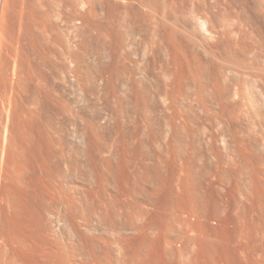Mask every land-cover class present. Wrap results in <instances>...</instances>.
<instances>
[{
	"label": "rangeland",
	"instance_id": "obj_1",
	"mask_svg": "<svg viewBox=\"0 0 264 264\" xmlns=\"http://www.w3.org/2000/svg\"><path fill=\"white\" fill-rule=\"evenodd\" d=\"M0 23L35 64L9 111L2 45L0 264H138L143 225L147 264H264V0H0Z\"/></svg>",
	"mask_w": 264,
	"mask_h": 264
},
{
	"label": "bare ground",
	"instance_id": "obj_2",
	"mask_svg": "<svg viewBox=\"0 0 264 264\" xmlns=\"http://www.w3.org/2000/svg\"><path fill=\"white\" fill-rule=\"evenodd\" d=\"M5 2V1H4ZM7 11V10H6ZM2 12V11H1ZM4 12H5V10H4ZM38 12V11H37ZM34 16V15H33ZM50 16V15H49ZM2 17V16H1ZM35 17V16H34ZM32 18V17H31ZM4 19V18H3ZM30 19V18H29ZM35 19V18H34ZM48 20V19H47ZM28 21V20H27ZM37 21H38V19H37ZM20 22V21H19ZM41 22V21H40ZM43 23V22H42ZM47 23V22H46ZM49 23H51V21H49ZM1 24V23H0ZM32 24V23H31ZM7 26V25H6ZM15 26V25H14ZM26 26V25H25ZM39 27V26H38ZM6 28V27H5ZM48 28V27H47ZM202 28V27H201ZM205 28V27H204ZM4 29V28H3ZM36 29V28H35ZM5 31V30H4ZM26 31V30H25ZM47 31V30H46ZM24 32V31H23ZM33 32V31H32ZM22 33V32H21ZM37 33V32H36ZM6 34V33H5ZM9 34V33H8ZM12 34V33H11ZM18 34H19V32H18ZM24 34V33H23ZM2 35V34H1ZM4 35V34H3ZM14 35V34H13ZM12 35V36H13ZM20 35V34H19ZM22 35V34H21ZM21 35H20V37H21ZM34 35V34H33ZM37 35V34H36ZM18 36V35H17ZM1 37V36H0ZM19 37V36H18ZM18 37H16L17 39H18ZM47 37V36H46ZM25 38V37H24ZM32 38H33V36H32ZM262 38V37H261ZM12 39H14V38H12ZM12 39H10V41L12 40ZM20 40V39H19ZM23 40V39H22ZM21 40V41H22ZM27 40H29L28 38H27ZM2 41V40H1ZM1 41H0V56H2V54L3 53H1V52H3L2 50H1V47L3 48V46L2 45H4L3 43H1ZM9 41V42H10ZM13 41V40H12ZM21 41H19V42H21ZM30 41V40H29ZM35 41H36V39H35ZM49 41V40H48ZM50 41H51V39H50ZM4 42V41H3ZM18 43V41L16 40L15 42H12L13 44L14 43ZM32 42V41H31ZM16 43V45H17V47H14L15 46V44H14V48L16 49V52L15 51H13V52H15V54L12 52V51H9L8 53H6L5 54V52H4V54L6 55L5 56V60H4V57H2L3 58V60H2V62H4V68H5V72L4 71H2L1 73L2 74H5V75H3V77L5 78V81H7V83L6 84H8V87H9V89L11 90V92H10V94H9V102L8 103H10V110L9 111H12L13 110V108L11 109V107H13V102L15 101H13V99H14V97H18V99H20V102H22V104L24 105V103L25 102H27L30 98L32 99V97H28V95H26V92H28V91H26L27 89L25 88L26 87V85L25 86H22V85H20L21 84V82H23V81H20V79L19 78H15L14 76H12V73L10 72L11 70L13 71V74L14 75H18L19 73H20V75L23 73V68H21V70L22 71H20V70H18V68H20V62H22V59H24L25 58V54H27V52L29 53V52H31V50L29 51H27V52H25L24 51V49H23V45L24 46H26L25 44H20V43H18L17 44ZM38 43V42H37ZM36 43V44H37ZM40 43H42V42H40ZM47 43V42H46ZM50 43V42H49ZM30 44V43H29ZM32 44V43H31ZM262 44V43H261ZM6 46H7V44H5ZM49 45H51V44H49ZM9 46V47H8ZM8 46L6 47V49H8V48H11V46H10V44L8 43ZM31 46V45H30ZM52 46V45H51ZM5 47V46H4ZM33 47V46H32ZM31 47V48H32ZM36 47V46H35ZM14 48H11V50H14ZM27 48V47H26ZM30 48V47H29ZM5 49V48H4ZM5 49V50H6ZM33 49V48H32ZM52 49V48H51ZM4 50V51H5ZM9 50V49H8ZM26 50V49H25ZM53 51V50H52ZM7 52V51H6ZM14 54V56H13V58H12V60H11V63H10V61H8V60H10V58H11V56L13 55L12 53ZM45 52V51H44ZM50 52V51H49ZM48 52V53H49ZM32 53H33V51H32ZM31 53V55H30V57L32 56H35L36 54L34 53V54H32ZM12 54V55H11ZM24 54V58L21 56V55H23ZM44 54V53H43ZM42 53H41V56L43 55ZM47 54V53H46ZM4 56V55H3ZM55 56V55H54ZM36 57V56H35ZM34 57V58H35ZM1 57H0V62H1V59H2ZM33 58V59H34ZM44 58V57H43ZM53 58V57H52ZM45 60L46 59H48V58H44ZM44 59H43V62H44ZM21 60V61H20ZM28 64H30V66L31 67H33L34 65H31V62H29L31 59L29 58V55H28V57H26L25 59H24ZM23 60V61H24ZM56 62V61H55ZM54 62V63H55ZM106 62V61H105ZM40 63V62H39ZM38 63V64H39ZM46 63H47V60H46ZM45 62L43 63L44 64V66H45V64H46ZM116 63V62H115ZM124 63V62H123ZM1 64V63H0ZM11 64V65H10ZM23 64H24V62H23ZM37 64V65H38ZM42 64V65H43ZM21 65H22V63H21ZM25 66H26V64H24ZM47 65H49V62H48V64ZM125 65V64H124ZM3 66V65H2ZM23 66V65H22ZM21 66V67H22ZM116 66H117V64H116ZM35 67V66H34ZM33 67V68H34ZM38 67H39V65H38ZM38 67H37V70H38ZM46 67V66H45ZM48 67H50V66H48ZM33 68H31L32 70H33ZM51 68H52V66H51ZM51 68H49V70L51 69ZM121 68V67H120ZM2 69V68H1ZM30 69V68H29ZM28 70V72L30 71V74H29V76H31V78L33 79V71L32 70ZM36 69V68H35ZM34 69V70H35ZM43 68L41 67V70H42ZM114 69V68H113ZM125 69H126V67H125ZM40 70V69H39ZM38 70V71H39ZM122 70H124V69H122ZM20 71V72H19ZM37 71V72H38ZM45 71V70H44ZM101 71V70H100ZM26 72V71H25ZM24 72V73H25ZM31 72H32V74H31ZM46 72V71H45ZM48 73H49V71H48ZM109 73V72H108ZM26 74V73H25ZM24 74V75H25ZM100 74H101V72H100ZM107 74V73H106ZM119 74V73H118ZM16 75V76H17ZM40 75V74H39ZM28 76V75H27ZM48 76V75H47ZM116 76V75H115ZM21 77V76H20ZM24 76L22 75V77L21 78H23ZM26 78H28V77H26ZM31 78H29V79H31ZM104 78V77H103ZM113 78V77H112ZM116 78V77H115ZM118 78V77H117ZM3 79V78H2ZM28 79V80H29ZM36 79V78H35ZM34 79V80H35ZM39 79H40V77H39ZM4 80V79H3ZM22 80V79H21ZM26 80V79H25ZM38 80V79H37ZM0 81H2V80H0ZM45 81H46V79H45ZM96 81V80H95ZM109 80H107L106 82H108ZM111 81V80H110ZM131 81V80H130ZM227 81V80H226ZM29 82V81H28ZM33 83H35V82H33ZM41 83V82H40ZM51 83V82H50ZM110 83V82H109ZM230 83V82H229ZM4 84V83H3ZM42 84V83H41ZM139 84V83H138ZM227 84V83H226ZM23 85H24V83H23ZM28 85H29V83H28ZM48 85V84H47ZM50 85V84H49ZM130 85V84H129ZM133 85V84H132ZM135 85V84H134ZM228 85V84H227ZM6 86V85H5ZM32 86V85H31ZM37 86H38V84H37ZM127 86V85H126ZM19 87L21 88V89H19ZM44 87V86H43ZM50 87V86H49ZM91 87V86H90ZM218 87V86H217ZM228 87V86H227ZM226 87V88H227ZM24 88V89H23ZM52 88V87H51ZM87 88V87H86ZM129 88V87H128ZM4 89V88H3ZM31 89V88H30ZM38 89V88H37ZM53 89V88H52ZM90 89V88H89ZM95 89V88H94ZM218 89V88H217ZM10 90H8V91H10ZM29 90V89H28ZM33 91H34V89H32ZM3 91V90H2ZM32 91V93L34 94V92L36 91H34L33 92ZM104 91V90H103ZM133 91V90H132ZM94 92V91H93ZM92 92V93H93ZM129 92V91H128ZM136 92V91H135ZM225 92V91H224ZM4 93V92H3ZM9 93V92H8ZM25 93V94H24ZM39 93V92H38ZM48 93V92H47ZM51 93V92H50ZM28 94H31V93H28ZM32 94V95H33ZM127 94V93H126ZM4 95H7V93L6 94H4ZM46 95V94H45ZM102 95H104V94H102ZM49 96V95H48ZM109 96V95H108ZM124 96V95H123ZM142 96V95H141ZM34 97V96H33ZM38 97V96H37ZM107 97V96H106ZM111 97V96H110ZM139 97H140V95H139ZM138 97V98H139ZM46 98H47V96H46ZM114 98V97H113ZM119 98H120V96H119ZM220 98V97H219ZM16 99V98H15ZM52 99H54L53 97H52ZM103 99V98H102ZM135 99V98H134ZM224 99V98H223ZM5 100V99H4ZM36 100V99H35ZM105 100V99H104ZM110 100V99H109ZM121 100V99H120ZM220 100H221V98H220ZM226 100V99H225ZM30 101V100H29ZM54 101V100H53ZM90 101V100H89ZM228 101V100H227ZM19 102V101H18ZM38 102V101H37ZM108 102V101H107ZM221 102V101H220ZM223 102V101H222ZM225 102V101H224ZM229 102V101H228ZM31 103V102H30ZM39 103V102H38ZM41 103V102H40ZM109 103V102H108ZM122 103V102H121ZM15 104V103H14ZM22 104H20V105H22ZM48 104V103H47ZM54 104V103H53ZM92 104V103H91ZM129 104V103H128ZM133 104V103H132ZM29 105V104H28ZM109 105V104H108ZM130 105V104H129ZM145 105H146V103H145ZM225 105V104H224ZM17 106V105H16ZM124 106V105H123ZM227 106V105H226ZM19 107V106H18ZM30 107V106H29ZM92 107V106H91ZM94 107V106H93ZM111 107V106H110ZM126 107V106H125ZM166 107V106H165ZM168 107V106H167ZM8 108V107H7ZM22 108V107H21ZM33 108V107H32ZM36 108V107H35ZM90 108V107H89ZM109 108V107H108ZM114 108V107H113ZM131 108V107H130ZM28 109V108H27ZM26 109V110H27ZM30 109V108H29ZM106 109V108H105ZM110 109V108H109ZM143 109H144V107H143ZM24 110V109H23ZM125 110V109H124ZM16 111V110H15ZM29 111H31V110H29ZM37 111V110H36ZM101 111V110H100ZM116 111V110H115ZM121 111V110H120ZM123 111V110H122ZM132 111H134L133 110V108H132ZM144 111V110H143ZM225 111V110H224ZM18 112V111H17ZM28 111H26V113H27ZM32 112V111H31ZM35 112V111H34ZM34 112H33V114H34ZM46 112V111H45ZM98 112V111H97ZM110 112V111H109ZM222 112V111H221ZM228 112V111H227ZM14 113V112H13ZM20 113H21V111H20ZM25 113V112H24ZM29 113V112H28ZM53 113V112H52ZM132 113V112H131ZM141 113V112H140ZM143 113V112H142ZM21 114H23V112L21 113ZM33 114H31L33 117L35 116V115H33ZM46 114V113H45ZM76 114H78V113H76ZM104 114V113H103ZM112 114V113H111ZM144 114H146V113H144ZM25 115H27V114H25ZM30 115V114H29ZM29 115H28V117H29ZM30 115V116H31ZM37 115V114H36ZM40 115V114H39ZM48 115V114H47ZM79 115V114H78ZM12 116V115H11ZM15 116V115H14ZM17 116V115H16ZM31 116V117H32ZM46 116V115H45ZM52 116V115H51ZM50 116V117H51ZM120 116V115H119ZM144 116V115H143ZM175 116V115H174ZM20 117V116H19ZM47 117V116H46ZM55 117V116H54ZM101 117V116H100ZM126 117V116H125ZM147 117V116H146ZM24 118V117H23ZM102 118V117H101ZM120 118V117H119ZM148 118V117H147ZM35 119V118H34ZM47 119V118H46ZM49 119H51V118H49ZM98 119V118H97ZM110 119V118H109ZM114 119V118H113ZM118 119V118H117ZM144 119H145V117H144ZM176 119V118H175ZM28 120H29V118H28ZM31 120V119H30ZM36 120V119H35ZM53 120V119H52ZM18 121H20V120H18ZM17 121V122H18ZM33 121V120H32ZM40 121V120H39ZM58 122H59V120H57ZM134 121V120H133ZM175 121V120H174ZM36 122V121H35ZM55 122V121H54ZM93 122V121H92ZM142 122V121H141ZM144 122V121H143ZM238 122V121H237ZM32 123V122H31ZM34 123V122H33ZM82 123V122H81ZM102 123V122H101ZM115 123V122H114ZM149 123V122H148ZM78 124V123H77ZM89 124H91V123H89ZM94 126L96 125V124H94V123H92ZM100 124V123H99ZM98 124V125H99ZM49 125V124H48ZM51 125V124H50ZM123 125V124H122ZM146 125V124H145ZM175 125V124H174ZM93 126V127H94ZM113 126V125H112ZM42 127V126H41ZM56 127H58V126H56ZM92 126H90V128H91ZM103 127V126H102ZM124 127H127L126 125L124 126ZM82 128V127H81ZM80 128V129H81ZM95 128V127H94ZM128 128H129V126H128ZM140 128H141V126H140ZM38 129V128H37ZM51 129V128H50ZM49 129V130H50ZM69 129V128H68ZM88 129V128H87ZM96 129V128H95ZM41 130V129H40ZM65 130V129H64ZM93 130V129H92ZM102 130V129H101ZM120 130V129H119ZM123 130H125V129H123ZM130 130V129H129ZM70 131V130H69ZM77 131V130H76ZM98 131V130H97ZM138 131V130H137ZM177 131H178V129H177ZM41 132V131H40ZM119 132V131H118ZM124 132H126V131H124ZM60 133V132H59ZM105 133H106V131H105ZM129 133V132H128ZM65 134V133H64ZM68 134V133H67ZM91 134H93V133H91ZM96 134H97V132H96ZM118 134V133H117ZM123 134V133H122ZM140 134H141V132H140ZM110 135V134H109ZM43 136V135H42ZM79 136V135H78ZM96 136V135H95ZM94 136V137H95ZM113 136H116V135H113ZM66 137V136H65ZM73 137H75V136H73ZM49 138H51V137H49ZM49 138H48V140H49ZM62 138V137H61ZM76 138V137H75ZM104 138V137H103ZM134 138V137H133ZM67 139V138H66ZM71 139V138H70ZM105 139V138H104ZM123 139V138H122ZM127 139V138H126ZM130 139V138H129ZM68 140V139H67ZM85 140V139H84ZM109 140V139H108ZM113 140V139H112ZM145 140V139H144ZM59 141H61V140H59ZM73 141V140H72ZM114 141V140H113ZM54 142V141H53ZM53 142H51V143H53ZM63 142V141H62ZM61 142V143H62ZM96 142V141H95ZM142 142V141H141ZM145 142V141H144ZM98 143V142H97ZM101 143V142H100ZM136 143V142H135ZM82 144V143H81ZM103 144H104V142H103ZM111 144H113L112 142H111ZM129 144H131V143H129ZM51 145V144H50ZM87 145V144H86ZM106 145V144H105ZM108 145V144H107ZM126 145V144H125ZM47 146H48V144H47ZM61 146V145H60ZM64 146V145H63ZM73 146V145H72ZM84 146V145H83ZM96 146V145H95ZM99 146H100V144H99ZM56 147H57V145H56ZM92 147V146H91ZM101 147V146H100ZM58 148H59V146H58ZM67 148V147H66ZM111 148V147H110ZM45 149H47V148H45ZM56 149V148H55ZM70 149V148H69ZM75 149V148H74ZM88 149V148H87ZM101 149H102V147H101ZM40 150V149H39ZM51 150V149H50ZM67 150V149H66ZM60 151H61V149H60ZM82 151H84V150H82ZM91 151V150H90ZM129 151H131V149L129 150ZM137 151V150H136ZM44 152H45V150H44ZM49 152V151H48ZM54 152V151H53ZM86 152V151H85ZM98 152V151H97ZM150 152V151H149ZM59 153V152H58ZM65 153V152H64ZM84 153V152H83ZM88 153H89V151H88ZM110 153V152H109ZM144 152H142V154H143ZM99 154V153H98ZM97 154V155H98ZM107 154V153H106ZM111 154V153H110ZM145 154V153H144ZM68 155V154H67ZM92 155V154H91ZM101 155V154H100ZM114 155V154H113ZM47 156V155H46ZM45 156V157H46ZM63 156V155H62ZM69 156V155H68ZM99 156V155H98ZM104 156H105V154H104ZM107 156V155H106ZM146 156V155H145ZM51 157V156H50ZM134 157V156H133ZM161 158V157H160ZM66 159V158H65ZM76 159V158H75ZM82 159V158H81ZM89 159V158H88ZM134 159V158H133ZM143 159V158H142ZM48 160H50V159H48ZM61 160H62V158H61ZM64 160V159H63ZM62 160V161H63ZM93 160H95V159H93ZM102 160V159H101ZM110 160H112V159H110ZM135 160V159H134ZM46 161V160H45ZM44 161V162H45ZM68 162V161H67ZM41 163H43V162H41ZM69 163V162H68ZM77 163V162H76ZM109 163V162H108ZM136 163V162H135ZM140 163V162H139ZM153 163V162H152ZM57 164V163H56ZM60 164V163H59ZM74 164V163H73ZM117 164V163H116ZM133 164V163H132ZM138 164V163H137ZM146 164V163H145ZM7 165V164H6ZM5 165V166H6ZM44 165V164H43ZM61 165V164H60ZM65 165V164H64ZM67 165V164H66ZM112 165V164H111ZM143 165V164H142ZM147 165V164H146ZM150 165V164H149ZM58 166V165H57ZM62 166V165H61ZM74 166V165H73ZM106 166V165H105ZM133 166H134V164H133ZM138 166V165H137ZM87 167V166H86ZM92 167V166H91ZM113 167V166H112ZM43 168V167H42ZM41 168V169H42ZM62 168V167H61ZM75 168V167H74ZM108 168V167H107ZM110 168V167H109ZM115 168V167H114ZM141 168V167H140ZM148 168V167H147ZM150 168H151V166H150ZM52 169V168H51ZM65 169V168H64ZM63 169V170H64ZM100 169V168H99ZM157 169V168H156ZM148 170V169H147ZM146 170V171H147ZM153 170V169H152ZM51 171V170H50ZM57 171V170H56ZM60 171V170H59ZM65 171V170H64ZM45 172H47V171H45ZM61 172V171H60ZM109 172V171H108ZM138 172V171H137ZM136 172V173H137ZM48 173V172H47ZM112 173V172H111ZM147 173V172H146ZM49 174V173H48ZM74 174V173H73ZM82 174V173H81ZM85 174V173H84ZM100 174V173H99ZM130 174V173H129ZM149 174V173H148ZM47 175V174H46ZM60 175V174H59ZM76 175V174H75ZM113 175V174H112ZM146 174H144L143 176H145ZM41 176V175H40ZM66 176H67V174H66ZM83 176V175H82ZM92 176V175H91ZM97 176V175H96ZM55 177H57V175L55 176ZM62 177V176H61ZM110 177V176H109ZM114 177H115V175H114ZM259 177V176H258ZM69 178V177H68ZM142 178V177H141ZM144 178V177H143ZM159 178V177H158ZM47 179V178H46ZM65 179V178H64ZM114 179V178H113ZM145 179H146V177H145ZM156 179V178H155ZM154 179V180H155ZM41 180V179H40ZM48 180V179H47ZM62 180V179H61ZM141 180V179H140ZM151 180V179H150ZM53 182H54V179L52 180ZM92 181V180H91ZM94 181V180H93ZM92 181V182H93ZM107 181V180H106ZM149 181V180H148ZM45 182H47V181H45ZM80 182V181H79ZM78 182V183H79ZM146 182V181H145ZM155 182H157V181H155ZM105 183V182H104ZM153 183V182H152ZM250 183V182H249ZM248 183V184H249ZM38 184V183H37ZM86 184V183H85ZM87 184H89V183H87ZM93 184V183H92ZM91 183H90V185H92ZM98 184V183H97ZM101 184V183H100ZM44 185V184H43ZM59 185V184H58ZM113 185V184H112ZM144 185V184H143ZM55 186V185H54ZM62 186V185H61ZM79 186V185H78ZM155 186V185H154ZM157 186V185H156ZM48 187V186H47ZM144 187V186H143ZM42 188V187H41ZM71 188V187H70ZM77 188V187H76ZM142 188V187H141ZM39 189V188H38ZM68 189V188H67ZM248 189V188H247ZM250 189V188H249ZM52 190H54V189H52ZM63 190V189H62ZM91 190V189H90ZM142 190V189H141ZM72 191V190H71ZM77 191V190H76ZM145 191V190H144ZM148 191H150V190H148ZM180 191V190H179ZM40 192V191H39ZM55 192V191H54ZM92 192V191H91ZM178 192V191H177ZM242 192V191H241ZM93 193V192H92ZM173 193V192H172ZM246 193V192H245ZM37 194V193H36ZM45 194V193H44ZM51 194V193H50ZM73 194V193H72ZM243 194V193H242ZM247 194V193H246ZM39 195V194H38ZM46 195V194H45ZM48 195V194H47ZM54 195V194H53ZM56 195V194H55ZM71 195V194H70ZM33 196V195H32ZM72 196V195H71ZM148 196V195H147ZM170 196V195H169ZM180 196H181V194H180ZM38 197V196H37ZM50 197H51V195H50ZM174 197V196H173ZM178 197V196H177ZM66 198V197H65ZM70 198V197H69ZM76 198V197H75ZM87 198V197H86ZM172 198V197H171ZM181 198V197H180ZM179 198V199H180ZM33 199V198H32ZM39 199V198H38ZM37 199V200H38ZM71 199V198H70ZM80 199V198H79ZM44 200V199H43ZM74 200V199H73ZM86 200V199H85ZM174 200V199H173ZM195 200V199H194ZM71 202H72V200H70ZM75 201V200H74ZM189 201V200H188ZM49 202V201H48ZM63 202V201H62ZM66 202V201H65ZM76 202V201H75ZM95 202H96V200H95ZM68 203V202H67ZM80 203V202H79ZM194 203V202H193ZM50 204V203H49ZM57 204V203H56ZM73 204V203H72ZM75 204V203H74ZM78 204V203H77ZM76 204V205H77ZM251 204V203H250ZM39 205V204H38ZM42 205V204H41ZM48 205V204H47ZM58 205V204H57ZM61 205V204H60ZM145 205V204H144ZM253 205V204H252ZM33 206V205H32ZM62 206H64V205H62ZM93 206V205H92ZM58 207V206H57ZM133 207V206H132ZM194 206H192V208H193ZM38 208V207H37ZM88 208V207H87ZM28 209V208H27ZM44 209V208H43ZM72 209H74V206H73V208ZM71 209V210H72ZM80 209V208H79ZM163 209V208H162ZM37 210V209H36ZM45 210V209H44ZM89 210V209H88ZM184 210V209H183ZM186 210V209H185ZM189 210V209H188ZM130 211V210H129ZM162 211H164V210H162ZM198 211H199V209H198ZM197 211V212H198ZM34 212V211H33ZM161 212V211H160ZM159 212V213H160ZM187 212V211H186ZM196 212V211H195ZM27 213V212H26ZM96 213V212H95ZM32 214V213H31ZM189 214V213H188ZM197 214V213H196ZM36 215V214H35ZM95 215V214H94ZM93 215V216H94ZM178 215V214H177ZM177 215H175V216H177ZM180 215V214H179ZM184 215V214H183ZM195 215V214H194ZM41 216V215H40ZM81 216V215H80ZM35 217V216H34ZM70 217V216H69ZM79 217V216H78ZM83 217V216H82ZM42 218H43V216H42ZM62 218H63V216H62ZM164 218V217H163ZM31 219V218H30ZM29 219V220H30ZM32 219H33V217H32ZM66 219V218H65ZM72 219V218H71ZM84 219V218H83ZM87 219V218H86ZM127 219V218H126ZM68 220H69V218H68ZM28 221V220H27ZM36 221V220H35ZM78 221V220H77ZM85 221V220H84ZM38 222V221H37ZM69 222V221H68ZM67 222V223H68ZM76 222V221H75ZM98 222V221H97ZM133 222V221H132ZM146 222V221H145ZM145 222H142V224L144 223L145 224ZM149 222H151V221H149ZM27 223V222H26ZM25 223V224H26ZM85 223V222H84ZM140 223V222H139ZM35 224V223H34ZM33 224V225H34ZM70 224V223H69ZM152 224V223H151ZM166 224H167V222H166ZM40 224H38V226H39ZM44 225V224H43ZM76 225V224H75ZM139 225V224H138ZM26 226V225H25ZM24 226V227H25ZM37 226V225H36ZM78 226V225H77ZM87 226V225H86ZM149 226V225H143L142 227H141V233H139L140 235H142L143 237H142V241H141V243H140V241H139V243L141 244V245H143V247L141 248V249H139V250H141V252H142V250H144V252H142V253H139V254H142L141 256H139V257H142L141 259L142 260H140V261H142L141 263L142 264H147V262H148V257L150 256V251H148V249L150 250V248H148V245H147V242H148V239H147V242H146V238H148L147 237V235H146V233H147V227ZM159 226V225H158ZM28 227H31V226H28ZM32 227H34V226H32ZM79 227V226H78ZM83 227V226H82ZM140 227V226H139ZM161 227V226H160ZM47 228V227H46ZM89 228V227H88ZM156 228V227H155ZM25 229H26V227H25ZM35 229V228H34ZM38 229V228H37ZM76 229V228H75ZM78 229V228H77ZM75 230L76 232H74V236H76V237H78L79 239H82V237H84V231L82 232L80 229H78V230ZM87 229V228H86ZM137 229H138V227H137ZM140 229V228H139ZM148 229H150V228H148ZM157 229V228H156ZM164 229V228H163ZM26 230H28V229H26ZM48 230V229H47ZM71 230V229H70ZM89 230H93V229H89ZM96 230V229H95ZM154 230V229H153ZM159 230V229H158ZM167 230V229H166ZM171 230V229H170ZM173 230H175V229H173ZM29 231V230H28ZM37 231V230H36ZM39 231V230H38ZM137 231V230H136ZM149 231V230H148ZM152 231V230H151ZM160 231V230H159ZM34 232H35V230H34ZM41 232V231H40ZM71 232V231H70ZM162 231H160V233H161ZM164 232H166V231H164ZM171 232V231H170ZM173 232V231H172ZM29 233V232H28ZM50 233V232H49ZM86 233V232H85ZM158 233V232H157ZM169 233V232H168ZM26 233H24V235H25ZM51 234H52V232H51ZM95 234V233H94ZM94 234H92V235H94ZM138 234V235H139ZM37 235V234H36ZM35 235V236H36ZM72 235V234H71ZM91 235V236H92ZM134 235V234H133ZM132 235V236H133ZM137 235V236H138ZM157 235V234H156ZM162 235V234H161ZM22 236V235H21ZM30 236V235H29ZM32 236V235H31ZM38 236H40V235H38ZM53 236V235H52ZM87 236V235H86ZM162 236H164V235H162ZM24 236H22V238H23ZM26 237H27V235H26ZM33 237V236H32ZM47 237V236H46ZM50 237V236H49ZM90 237V236H89ZM96 237V236H95ZM140 237V236H139ZM157 237V236H156ZM45 238V237H44ZM48 238V237H47ZM71 238V237H70ZM133 238V237H132ZM137 238V237H136ZM158 238V237H157ZM159 238H160V234H159ZM163 238V237H162ZM24 239V238H23ZM27 239V238H26ZM25 239V240H26ZM29 239V238H28ZM37 239H39L38 237H37ZM42 239V238H41ZM53 239V238H52ZM72 239V238H71ZM74 239V238H73ZM86 239V238H85ZM92 239V238H91ZM100 239V238H99ZM130 239V238H129ZM137 239H139V238H137ZM150 239H153V238H151L150 237ZM149 239V240H150ZM156 239V238H155ZM164 239V238H163ZM162 239V240H163ZM20 240V239H19ZM24 240V241H25ZM84 240V239H83ZM160 240V242H161V239H159ZM167 240V239H166ZM173 240V239H172ZM36 241V240H35ZM44 241V240H43ZM82 241V240H81ZM89 241V240H88ZM92 241V240H91ZM97 241V240H96ZM132 241H134V238H133V240ZM165 241V240H164ZM176 241V240H175ZM175 241H173V242H175ZM32 242V241H31ZM39 242V241H38ZM53 242V241H52ZM75 242V241H74ZM80 242V241H79ZM83 242V241H82ZM152 242H153V240H152ZM156 242V241H155ZM158 242V241H157ZM159 242V243H160ZM163 242V241H162ZM166 242V241H165ZM26 243V242H25ZM33 243V242H32ZM42 243H44V242H42ZM71 243V242H70ZM93 243V242H92ZM91 243V244H92ZM136 243H137V241H136ZM135 243V244H136ZM46 244H49V243H46ZM55 244V243H54ZM72 244V243H71ZM70 244V245H71ZM77 244V243H76ZM82 244V243H81ZM88 244V243H87ZM90 244V243H89ZM126 244V243H125ZM124 244V245H125ZM134 244V245H135ZM149 245L151 244V242L150 243H148ZM160 244H162V243H160ZM160 244H158V245H160ZM27 245H29V244H27ZM43 245V244H42ZM51 245V244H50ZM64 245V244H63ZM85 245V244H84ZM93 245V244H92ZM94 245H95V243H94ZM108 245V244H107ZM131 245V244H130ZM140 245V246H141ZM25 246V245H24ZM33 246V245H32ZM35 247H36V243H35V245H34ZM55 246V245H54ZM74 246V245H73ZM100 246V245H99ZM113 246V245H112ZM127 246V245H126ZM140 246H138V248L140 247ZM165 246V244L163 245V247ZM21 247V246H20ZM23 247V246H22ZM50 247V246H49ZM96 247V246H95ZM94 247V248H95ZM114 247V246H113ZM130 247V246H129ZM136 247V246H135ZM157 247H159V246H157ZM26 248H28V247H26ZM76 248H77V246H76ZM88 248V247H87ZM137 248V247H136ZM152 248H153V246H152ZM29 249V248H28ZM35 249V248H34ZM40 249V248H39ZM43 249V248H42ZM48 249V248H47ZM50 249V248H49ZM57 249V248H56ZM73 249V248H72ZM86 249V248H85ZM102 249V248H101ZM131 249V248H130ZM161 249V248H160ZM162 249H166V248H162ZM22 250V249H21ZM45 250H46V248H45ZM59 250V249H58ZM69 254L67 255L66 253L63 255V257L62 256H59L60 257V259L62 260L60 263L61 264H102L103 262H101L102 260L100 259V258H98V256H90L91 255V253H90V255H88L86 252L85 253H83L82 251V253L81 252H78L77 250L75 251V249L74 250H71L70 249V247H69ZM81 250V249H80ZM97 250H98V246H97ZM107 250V249H106ZM110 250V249H109ZM135 250V249H134ZM27 251H29V250H27ZM160 251V250H159ZM33 252V251H32ZM51 252V251H50ZM62 252V251H61ZM106 252V251H105ZM138 252H140V251H138ZM154 252V251H153ZM25 253V252H24ZM34 253V252H33ZM36 253V252H35ZM110 253V252H109ZM135 253V252H134ZM165 253V252H164ZM23 254V253H22ZM27 254V253H26ZM42 254V253H41ZM45 254V253H44ZM61 254V253H60ZM60 254H57V255H60ZM95 254V253H94ZM101 254V253H100ZM136 254H138L137 253V251H136ZM152 254V253H151ZM25 255V254H24ZM38 255H40V254H38ZM154 255V254H153ZM157 255H162L161 253L159 254H157ZM164 255H167V254H164ZM26 256V255H25ZM33 256V255H32ZM48 256V255H47ZM108 256V255H107ZM132 256V255H131ZM130 256V257H131ZM136 256V255H135ZM134 256V257H135ZM171 256H173V255H171ZM62 257V258H61ZM100 257V256H99ZM137 257V256H136ZM152 257V256H151ZM158 257V256H157ZM166 257V256H165ZM174 257V256H173ZM172 257V258H173ZM44 257H42L41 259H43ZM54 258H55V255H54ZM58 258V257H57ZM133 258V257H132ZM138 258V257H137ZM154 258V257H153ZM160 258H162V256L160 257ZM51 259V258H50ZM65 259V260H64ZM101 261H100V260ZM136 259V258H135ZM140 259V258H139ZM165 259V258H164ZM169 259V258H168ZM57 260V259H56ZM59 260V259H58ZM108 260V259H107ZM133 260V259H132ZM150 260V259H149ZM156 260V259H155ZM162 260V259H161ZM160 260V261H161ZM9 261V260H8ZM11 261V260H10ZM44 261H45V258H44ZM51 261V260H50ZM158 261V260H157ZM164 261V260H163ZM9 263V262H8ZM46 263H47V261H46ZM57 263V262H56ZM59 263V262H58ZM57 263V264H58ZM108 263V262H107ZM124 263V262H123ZM141 263H138V264H141ZM157 263V262H156ZM161 263V262H160ZM54 264V263H53ZM104 264V263H103ZM112 264V263H111Z\"/></svg>",
	"mask_w": 264,
	"mask_h": 264
}]
</instances>
